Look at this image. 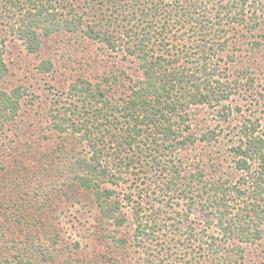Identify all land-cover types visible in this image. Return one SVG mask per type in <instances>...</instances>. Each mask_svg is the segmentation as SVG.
Listing matches in <instances>:
<instances>
[{"label": "trees", "instance_id": "trees-1", "mask_svg": "<svg viewBox=\"0 0 264 264\" xmlns=\"http://www.w3.org/2000/svg\"><path fill=\"white\" fill-rule=\"evenodd\" d=\"M94 7L99 9L100 19L85 27L82 14L70 11L64 14L44 0H0V11L10 10V16H14L10 19V32L23 42L29 53L40 51L43 36L60 30H82L89 38L113 51L118 50L125 58L132 57L137 63L138 76H127L128 89L115 102L104 83L95 85L80 78L70 85L69 105L67 102L59 105L62 101H58L52 107V128L73 135L78 133L80 140L89 146L86 154L79 151L63 154L64 171L72 182L93 192L104 223L122 226L128 216L122 211L119 198H114L115 190L103 186L107 181L117 182L115 177L119 179L120 174L109 170L103 157L115 154L118 166L129 167L140 160L127 153L122 157L121 152L129 149L133 154L150 157L149 167L153 171L150 175L146 173L149 181L144 183L149 193L162 196L157 203L186 204L184 221L194 206L211 212L208 226H217L221 237L209 234V238L199 239L200 247L208 252L219 254L224 250L229 254L232 248L228 251L220 242L234 237L242 243H253L262 238L264 132L259 129V119L246 118L241 122L239 140L230 145L234 165L223 164V161L204 163L201 159L196 162L181 151L193 150L197 142L210 144L219 135L215 130H202V125L194 128L195 107L215 108L240 86L253 84L250 76H245L244 81L235 78V82H229L231 71L224 69L230 67L224 68L221 62L227 61L222 52H227L228 43L241 37L240 28L253 33L259 26L256 4L250 0H99ZM112 25L116 30L110 29ZM178 26L185 30H176ZM187 30L192 32L188 39L185 38ZM248 43L255 49L260 42L253 38ZM1 47L0 79L8 72ZM229 57L236 56L230 54ZM52 67L48 59L40 63L42 70L49 71ZM124 75L121 70L104 79L120 85L125 80ZM22 96L21 86L0 89V123L15 116ZM222 108L220 119L226 120L229 111L225 106ZM112 126H120L121 132L110 133L107 150L102 132L110 131ZM228 166L231 171H225ZM237 174L239 178L235 179ZM244 184L248 186L242 188ZM246 193L250 200L232 214V209L239 206L236 204L239 197ZM127 198L128 202H133L130 208L135 226L133 236L140 245L152 230H146L148 221L142 218L143 202L133 200L132 195ZM122 242L125 239L116 241L117 244ZM183 248L190 247L184 245ZM15 257L10 264L35 263L28 256L17 254ZM47 257L46 254L40 259L44 261L41 264L47 263Z\"/></svg>", "mask_w": 264, "mask_h": 264}, {"label": "rangeland", "instance_id": "rangeland-1", "mask_svg": "<svg viewBox=\"0 0 264 264\" xmlns=\"http://www.w3.org/2000/svg\"><path fill=\"white\" fill-rule=\"evenodd\" d=\"M250 1L259 10L260 24L253 33L240 28L241 37L229 42L227 52H222L227 61L221 65L230 67L224 69L231 71L229 82H235V78L244 81L245 76L252 77L254 82L248 87L240 86L215 108L201 105L193 109L195 129L202 125V130L219 133L210 144L197 142L195 149L193 146V150H181L196 162L201 159L204 163L223 161L234 165L230 145L238 142V128L246 118L259 119V129L264 132V0ZM44 2H50L64 14L69 11L82 14L85 27L100 19L99 9L94 7L99 0ZM9 11H0V46L8 67L7 74L0 79V89L21 86L23 96L15 116L0 123V264H10L17 254L31 257L35 261L32 264L44 262L40 259L46 254L47 263L43 264H264V236L253 243H242L234 237L220 242L228 251L232 248L229 254L224 250L219 254L208 252L200 247L199 239L209 238V234L221 237L217 226H208L211 212L194 206L184 221L186 204L157 203L162 196L149 193L144 183L149 181L146 173L150 175L153 171L149 167L150 157L133 154L129 149L121 152L122 157L127 153L140 159L129 167L118 166L115 154L103 157L105 166L120 174L119 179L115 177L117 182L107 181L103 186L115 190L114 198H119L121 209L128 216L122 226L104 223L93 192L72 182L62 163L63 154L72 151L86 154L89 146L80 140L78 133L53 129L51 109L58 101H62L59 105L63 102L69 105L70 85L80 78L95 85L104 83L115 102L128 89L127 76H138L137 63L132 57L125 58L118 50L89 38L82 30H60L43 36L40 51L29 53L23 42L10 32V19L14 16ZM110 29L116 30V27L112 25ZM185 33L188 39L192 32ZM253 38L260 42L255 49L248 43ZM230 54L236 57L232 59ZM45 59L52 61V70L40 69ZM121 70L125 72L124 85L105 81L106 75L118 74ZM222 106L229 111L226 120L220 119ZM110 128L102 132L107 150L110 133L121 132L120 126ZM226 170L232 169L228 166ZM208 175L211 176L210 171ZM127 195L143 202L142 218L148 221L146 230H152L140 245L133 236L135 226L130 216L133 202H128ZM247 200H250L247 193L239 197L236 203L239 206L232 209V214L241 210L240 206ZM157 206L160 207L157 209ZM121 239L125 242L117 244ZM184 245L190 248L184 249ZM238 245L242 248L240 252Z\"/></svg>", "mask_w": 264, "mask_h": 264}]
</instances>
